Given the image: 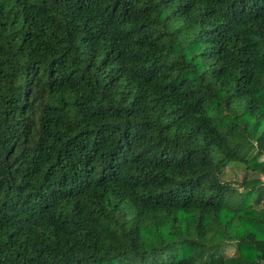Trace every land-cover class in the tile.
Here are the masks:
<instances>
[{
    "label": "trees",
    "instance_id": "16d2710c",
    "mask_svg": "<svg viewBox=\"0 0 264 264\" xmlns=\"http://www.w3.org/2000/svg\"><path fill=\"white\" fill-rule=\"evenodd\" d=\"M260 156L264 0H0V264H264Z\"/></svg>",
    "mask_w": 264,
    "mask_h": 264
},
{
    "label": "rangeland",
    "instance_id": "374dc122",
    "mask_svg": "<svg viewBox=\"0 0 264 264\" xmlns=\"http://www.w3.org/2000/svg\"><path fill=\"white\" fill-rule=\"evenodd\" d=\"M258 161H259L258 162L259 164H262L264 162V158L260 156V157H258ZM243 176H244V170L235 166V167L227 170V172L224 176V180L230 181V182H241ZM261 178L264 181V176H262ZM234 252H235V250L232 246H230L226 249V254L228 256L233 255Z\"/></svg>",
    "mask_w": 264,
    "mask_h": 264
}]
</instances>
